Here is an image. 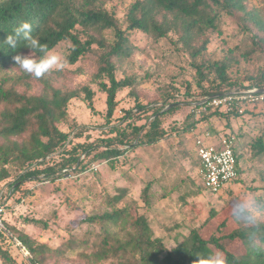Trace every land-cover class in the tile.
<instances>
[{"label":"trees","instance_id":"obj_1","mask_svg":"<svg viewBox=\"0 0 264 264\" xmlns=\"http://www.w3.org/2000/svg\"><path fill=\"white\" fill-rule=\"evenodd\" d=\"M109 1L0 0V191L3 190L6 208L5 224L11 234L0 233L1 263L61 264L59 259L64 258L66 251L78 247L82 250L78 253L81 261L77 264H199V257L214 255V249L225 254L227 264H264V185L249 187V192L244 194L246 202L236 198L228 201L232 208V230L203 236L201 229L220 213L210 207L204 220L172 247H166L162 239L154 235L145 213L134 210L133 201L119 206L127 193L126 188H121L120 193L113 196L104 195L105 210L87 213L79 219V223L90 228L79 238L71 236L58 247L38 241L25 231L27 225L45 229L47 223L42 219L24 216L18 223L7 219V212L14 211L15 202L21 199L15 194L26 180L55 181L87 170L89 161L94 160L104 159L114 167L130 149L140 144H154L175 133H190L199 123L213 124L202 128L201 132L209 130L220 134L227 131L218 129L216 124L220 119H227L223 128L240 137L244 130L242 123L234 130L232 119L264 118V101L246 108L243 114L213 108L193 113L189 106L186 117L190 121L180 131L175 124L167 131L161 116L178 108L169 98L182 92V82L179 87L177 80H171L157 97L149 101L165 102L163 104L168 107L161 111L162 105L144 104L137 98L133 89L135 83L130 77H116L117 69L139 49L129 38L130 32L138 30L156 43L170 35L174 37V49L187 55L197 77L198 94L202 97L221 94L237 86L264 88V68L245 77V81L238 80L230 73V57L212 60L208 52L212 38L221 35L226 25H231L235 26L237 37L249 33L250 42L242 53L245 58L252 53L264 56V18L257 5L250 0H132L125 9L123 21H120L115 12L107 8ZM24 20L31 22L32 35L47 45V53L61 41H69L68 64L73 65L86 56L93 59L94 71L90 80L105 93L107 137L81 143L69 139L70 132L77 126L75 120L69 119V102L80 99L93 113L94 91L87 83H77L73 87L65 84L80 72L54 69L36 79L18 66L14 57L28 56L32 50L23 40L15 49H9L3 42ZM45 54L37 52L35 55L38 58ZM204 82L210 87H204ZM223 86L226 88L222 90ZM124 88L134 94V106L112 123L118 105L117 93ZM183 89L185 97L191 96L188 80ZM60 125H66L67 130ZM81 135L82 131L74 133V137ZM190 150L193 165L198 168L194 146ZM55 155L60 158L56 160ZM235 155L238 176L229 182L231 185L240 181L242 159L264 163V123L258 137L246 141L241 138L235 147ZM6 179L10 181L4 183ZM227 184L217 193L229 192ZM149 192L150 184H147L141 191L146 209L152 207ZM220 225L223 222L217 229ZM223 239H238L242 251L235 253L227 249ZM16 242L20 245L17 246ZM13 246L24 249L25 254L19 250L20 260L12 252Z\"/></svg>","mask_w":264,"mask_h":264},{"label":"rangeland","instance_id":"obj_2","mask_svg":"<svg viewBox=\"0 0 264 264\" xmlns=\"http://www.w3.org/2000/svg\"><path fill=\"white\" fill-rule=\"evenodd\" d=\"M131 1L110 0L107 8L114 11L116 17L123 21L125 9ZM250 1L257 5L264 18V0ZM129 38L139 49L117 69L116 77L118 79L124 76L130 77L135 83L133 89L137 98L144 104L158 107L162 105L161 111L168 107L167 104H163L165 102L157 100L149 103V101L157 97L159 91L164 89L171 80L173 82L177 80L176 85L179 87H181L179 83L182 82V92L177 93L175 98H169V101H174L178 108L161 116L162 125L167 131L174 124L177 130H182L190 121L186 117L190 104L193 101H199L203 96L198 94L200 88L196 84L197 77L188 63L187 55L179 49H174L172 35L156 43L144 33L134 30L129 33ZM249 42V33L237 37L235 26L226 25L221 35L212 38L208 52L212 60L230 57L232 77L245 81V77L255 75L264 68L262 54L252 53L249 58L242 55ZM70 45L69 41H61L47 54L66 56ZM63 69L81 73L65 81L68 87H73L77 83H87L94 91L95 112L93 113L80 99H72L69 102L67 107L69 119L75 120L77 125L70 132L69 139H72L74 143H81L107 137L108 126L104 124L105 93L98 88L97 83L90 80V75L94 71L93 59L86 56L73 65L66 62ZM209 77L212 78L213 75ZM186 80L190 83L191 91V96L188 97L183 94ZM203 85L210 87L208 82H204ZM225 88L226 86H223L221 89ZM129 91V88H124L117 93L118 105L113 114L112 123H116L126 109L133 108L135 98ZM263 119V117L232 119L231 126L236 130L242 123L244 130L240 137L246 141L261 134ZM224 122H227V119L225 121L220 119L217 122L218 129L230 131L228 128H223ZM207 126H213V124L199 123L190 133H175L154 144H140L120 157L114 167L104 159L88 160L87 170L71 176L44 182L34 181V179L26 180L15 194L21 196V199L15 202L12 213L7 212V219L14 223L20 222L21 217L24 216L42 219L47 223L45 229L27 225L24 227L25 231L31 233L38 241L58 247L71 236L75 239L79 238L87 228H90L86 224L79 223V219L87 213L105 210L104 195L113 196L120 193L121 188H126L127 193L119 206L130 200L133 201L131 205L134 210L145 213L154 235L160 237L166 247L174 246L192 227L198 226L206 217L210 207H214L220 213L201 229V233L205 237L211 233L217 235L226 233L234 228L230 216L232 208L231 205L228 206V201L236 198L246 202L244 194L249 192V187L264 185V163L242 159L243 172L240 181L232 185L227 184L230 186L229 192L209 193L207 188L199 183L197 168L193 165L190 152L194 138L202 133V128ZM60 127L67 130L66 125H60ZM78 131H82V135L74 137V133ZM121 148L123 149V146ZM54 158L58 160L60 157L55 155ZM7 181L10 179H6L4 183ZM147 184H150L149 195L152 201L150 209L145 208L141 196V191ZM9 199L10 202L13 200L11 197ZM222 222L223 225L217 229ZM222 242L227 249L235 253L242 251V244L238 239L232 241L223 239ZM11 250L20 260V251L15 246ZM80 250L82 249L78 247L67 250L64 258H60L59 262L61 264L79 263ZM214 251L217 252L215 249Z\"/></svg>","mask_w":264,"mask_h":264},{"label":"built area","instance_id":"obj_3","mask_svg":"<svg viewBox=\"0 0 264 264\" xmlns=\"http://www.w3.org/2000/svg\"><path fill=\"white\" fill-rule=\"evenodd\" d=\"M260 87L237 86L216 95L204 96L198 102L190 104V112H205L209 108L225 113L243 114L246 108L264 101V92ZM241 138L233 132L213 134L203 131L193 140L195 154L199 161L197 176L201 186L217 192L238 176L235 147ZM3 190L0 191V233L11 236L5 224L6 208L3 203ZM19 246V242H16ZM25 254L24 249H19Z\"/></svg>","mask_w":264,"mask_h":264},{"label":"clouds","instance_id":"obj_4","mask_svg":"<svg viewBox=\"0 0 264 264\" xmlns=\"http://www.w3.org/2000/svg\"><path fill=\"white\" fill-rule=\"evenodd\" d=\"M20 40H23L26 47L31 49L32 52L28 56L17 55L14 60L25 73L36 79H40L54 69L61 70L67 62L66 56L47 54V45L42 44L39 38L32 35V24L30 21L19 22L12 33L6 36L3 44H7L9 49H15ZM37 52L46 54L37 58L35 55ZM199 264H227V258L222 251L217 250L214 255L199 257Z\"/></svg>","mask_w":264,"mask_h":264},{"label":"water","instance_id":"obj_5","mask_svg":"<svg viewBox=\"0 0 264 264\" xmlns=\"http://www.w3.org/2000/svg\"><path fill=\"white\" fill-rule=\"evenodd\" d=\"M260 91H263L264 92V88H261ZM214 96V95H213ZM137 140V139H136Z\"/></svg>","mask_w":264,"mask_h":264},{"label":"crops","instance_id":"obj_6","mask_svg":"<svg viewBox=\"0 0 264 264\" xmlns=\"http://www.w3.org/2000/svg\"><path fill=\"white\" fill-rule=\"evenodd\" d=\"M0 263H1V261H0ZM1 264H3V263H1Z\"/></svg>","mask_w":264,"mask_h":264}]
</instances>
